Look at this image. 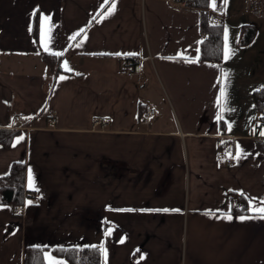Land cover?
<instances>
[{
  "label": "crops",
  "instance_id": "0c3cea01",
  "mask_svg": "<svg viewBox=\"0 0 264 264\" xmlns=\"http://www.w3.org/2000/svg\"><path fill=\"white\" fill-rule=\"evenodd\" d=\"M246 3L208 0L223 18L211 63L199 59L200 9L173 0H0V128L18 131L0 144V177L24 162L36 191L20 211L0 204V264H24L28 246L45 248L47 264H67L52 248L77 246L100 248L101 264H264V214L253 211L264 207L253 99L264 18ZM243 25L254 31L246 44ZM41 51L60 53L58 70ZM14 117L24 129L10 128ZM97 118L108 128L94 129ZM225 141L229 166L218 164ZM231 193L249 213L231 212Z\"/></svg>",
  "mask_w": 264,
  "mask_h": 264
},
{
  "label": "trees",
  "instance_id": "16d2710c",
  "mask_svg": "<svg viewBox=\"0 0 264 264\" xmlns=\"http://www.w3.org/2000/svg\"><path fill=\"white\" fill-rule=\"evenodd\" d=\"M173 1H188L193 4V7L201 11V41L199 46V59L206 62L218 63L223 56V28L222 24H217L209 19L207 4L208 0H173ZM253 29L243 25L240 36V43L246 44L253 37ZM32 35L36 42L39 38V18L35 13L32 22ZM43 60L52 69L58 70L61 55L40 52ZM135 56L125 57V60H130L131 65L135 67L138 62L135 61ZM253 99L260 113L256 124V135H259L264 127V87L255 90ZM143 115V110L141 112ZM18 131L0 128V144L8 146L12 138ZM256 146L258 150L264 154V138L256 137ZM224 151V152H223ZM221 158L226 159L223 155L231 152V145L225 141L220 145ZM231 197H237L240 204L234 207L231 212L236 214H247L248 201L241 194L231 193ZM36 191L26 188L25 186V164L21 161H15L11 164L9 171L0 177V204H8L14 208L24 206L29 202L34 203ZM108 226V224H104ZM123 235L121 228L114 226L112 232V241H118ZM45 248L37 246H28L24 251V264H47L44 258ZM52 253L60 258H63L67 264H101L103 261L102 250L95 246H77V247H54Z\"/></svg>",
  "mask_w": 264,
  "mask_h": 264
},
{
  "label": "built area",
  "instance_id": "2783aa9c",
  "mask_svg": "<svg viewBox=\"0 0 264 264\" xmlns=\"http://www.w3.org/2000/svg\"><path fill=\"white\" fill-rule=\"evenodd\" d=\"M175 5L182 9H189L193 7V4L188 1H174ZM246 11L250 14H252L255 17L258 18H264V0H247L246 3ZM209 19L217 24H222L223 18L215 13L214 11H208ZM135 61L138 62L139 59L135 58ZM133 66L131 65L130 60H122V71L124 74L128 77L132 76L133 74ZM155 114V110L151 107H147L144 110V121H148L153 115ZM21 121L20 118L14 117L11 121V126L13 130H22L25 128L24 125H18V123ZM52 122V118H51ZM93 128L98 130H105L108 128V123L103 119H94L93 121ZM233 163V159L231 157H228L223 160H219L218 164L222 166H229ZM23 206H17L14 209L16 211H20Z\"/></svg>",
  "mask_w": 264,
  "mask_h": 264
},
{
  "label": "snow or ice",
  "instance_id": "6c2138e0",
  "mask_svg": "<svg viewBox=\"0 0 264 264\" xmlns=\"http://www.w3.org/2000/svg\"><path fill=\"white\" fill-rule=\"evenodd\" d=\"M212 6L215 8V2H213ZM114 9H115V4L113 3L112 4V7L108 10V12L106 14H111V12ZM81 32H83V29H81ZM225 38L227 40V31L225 32ZM45 50H47V46H45ZM56 55H60V53H56ZM117 55H119V53H117ZM225 58L226 59L228 58L227 51H226V54H225ZM64 68L66 70H69L70 71V69H68V63H67V61L64 62ZM60 79L63 80V79H66V77L61 76ZM222 94H223V90H222ZM261 135H264V132H262ZM20 139H22V137ZM29 178H30V186H31V169H29ZM29 203H31V202H29ZM261 203L264 204V201H262ZM164 211H167V209H165ZM253 211L254 212L261 213V214H264V207L253 208ZM228 218L231 219L230 216ZM262 218H264V216H262ZM241 219H245V217H241ZM121 242H123V241H121ZM57 264H59V262H57Z\"/></svg>",
  "mask_w": 264,
  "mask_h": 264
}]
</instances>
